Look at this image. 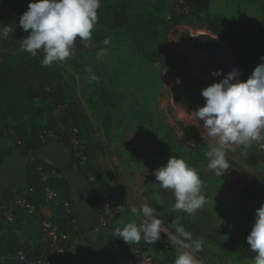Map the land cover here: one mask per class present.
<instances>
[{
    "label": "rangeland",
    "instance_id": "374dc122",
    "mask_svg": "<svg viewBox=\"0 0 264 264\" xmlns=\"http://www.w3.org/2000/svg\"><path fill=\"white\" fill-rule=\"evenodd\" d=\"M231 1L244 5V11L254 19L246 24L248 30L257 27L264 30V0ZM32 2L37 0H0V26H11L7 37L0 35V63L21 51L20 41L29 33L19 26V18ZM121 3L133 15L155 13L156 0H101L90 46L77 40L71 59L50 66L60 73L67 102L72 103L81 117L79 130L86 143L96 146V165L101 168L103 164L116 180L122 192L115 190L113 194L125 201L127 211L150 204L157 210L158 218L173 231L174 219L186 213L174 210L172 191L162 190L153 172L166 166L174 155L183 159L197 170L208 201L195 213L197 229L192 237L203 241L202 250L195 253L198 264H254L247 259L245 247L256 210L264 204V158L258 157L264 149L255 142L247 149L232 146L226 154L230 169L223 177L216 176L207 168L206 156L216 139L207 135V129L193 113L200 108L194 107L193 99L197 81L209 86L220 82L233 65L243 72L229 48L235 45L237 25L231 18H226L227 21L207 20L204 15L187 18L178 12L181 0H164L163 16L170 24L177 23L163 48L167 62L153 63L136 50L122 31L108 24L112 9ZM221 10L224 9L217 13ZM182 32L191 39L201 33L220 39L225 46L222 62L214 63L209 56L183 45L179 38ZM105 40L109 43L105 44ZM101 51L105 54L98 58ZM171 56L182 60H171ZM241 59L244 63H259L254 56ZM165 64L168 68L163 67ZM218 70L223 75L214 76ZM93 74L97 79H91ZM44 107L40 118H32L34 114L26 109L21 112L24 121L32 123L34 119L41 135L55 131L57 138L44 142L53 143L62 137L59 116L51 103ZM2 113L0 104V117ZM183 127H195L198 134H187ZM0 145L12 146V154H17L10 137L1 139ZM6 167L2 165L0 178L5 181L15 178L16 170L6 171ZM120 170L125 173L124 182L119 179ZM134 219L140 224V217ZM87 233L89 253L96 258H111L120 249L114 233H92L90 227Z\"/></svg>",
    "mask_w": 264,
    "mask_h": 264
},
{
    "label": "clouds",
    "instance_id": "9594fccd",
    "mask_svg": "<svg viewBox=\"0 0 264 264\" xmlns=\"http://www.w3.org/2000/svg\"><path fill=\"white\" fill-rule=\"evenodd\" d=\"M100 6L101 0H37L30 3L19 18V26L29 33L20 41L21 52L36 57L42 51L41 63L46 67L71 59L77 40L90 46ZM10 32L11 26H0V35L7 37ZM104 54L101 51L98 58ZM261 61L246 82L240 80L241 73L234 68L220 82L201 90L204 106L193 113L207 129V135L216 139L206 152L207 168L216 176L223 177L230 169L226 154L232 146L247 149L255 142L264 149V57ZM213 75L221 76L223 72L218 70ZM91 79L97 77L93 74ZM153 175L162 190L172 191L174 210L192 216L208 203L197 170L183 159L175 155L170 157L166 166L155 170ZM131 213L142 217L140 224L130 222L122 228L117 227L114 230L116 238L127 244L139 243L142 239L154 244L163 233L178 246L174 264H198L195 253L202 250L203 241L194 239L177 218L172 223L175 226L173 234L168 232L152 205L145 203L139 208L132 207ZM247 243L256 254L254 264H264V204L256 210Z\"/></svg>",
    "mask_w": 264,
    "mask_h": 264
},
{
    "label": "trees",
    "instance_id": "16d2710c",
    "mask_svg": "<svg viewBox=\"0 0 264 264\" xmlns=\"http://www.w3.org/2000/svg\"><path fill=\"white\" fill-rule=\"evenodd\" d=\"M182 7H189L191 14L185 16L187 18L194 16H203L211 21H227L224 16H212L209 13L211 0H181ZM164 0H156L155 13L149 15L130 14L124 3L117 5L110 13L108 24L117 31H122L136 50L143 57L153 63L167 62L163 48L169 42V32L176 26V23L170 24L163 16ZM264 14V9L262 10ZM238 27L236 31L235 45H229L233 52L234 59L243 69L241 81L246 82L252 75L254 69L262 63L261 57H264V30L257 27L256 30H248L246 24H243L236 19L231 20ZM242 56L257 57L258 64L244 63ZM43 54L38 53L36 57H32L29 53L19 52L11 57H6V60L0 63V104L3 108V113L0 117V140L11 138L17 150L23 151L26 154L38 153L46 143L42 141L41 133L37 123H32L23 120V109L34 114L33 117L40 118L43 116L48 103H51L53 111L58 112L59 123L61 126L62 137L58 140L65 146L70 147L68 132L71 128L80 129L81 117L74 109L72 103L67 102L65 87L61 80L60 73L50 66H43L41 61ZM171 60H182L181 57H169ZM163 67L168 68V65ZM209 85L203 82H196V91L193 96L194 107L204 106V98L201 95V90ZM38 103V104H37ZM182 127V123L178 121ZM185 133L197 135L198 130L195 127L185 128ZM43 142V143H42ZM96 146L87 142V164L86 170L73 158L69 167L75 166L88 180V174L96 179V186L105 195H111L110 186L104 176V172L96 165L95 161ZM99 149V148H97ZM260 159L264 158V151L258 155ZM2 163V155L0 153V165ZM44 165L46 168L50 166L42 163L37 159L28 163L27 176L29 178V186L38 188L42 191V186L39 182L38 167ZM59 170V169H58ZM63 181V180H61ZM61 181L54 182L52 185L60 194L61 199L67 200L61 192ZM91 184V183H90ZM93 190L95 185L91 184ZM19 190L14 187H6L0 193V264H13L12 259L17 251L23 247L15 230L22 228L20 222L26 219L27 214L23 210L16 212L15 223L11 226H5L3 222L2 207L8 203L13 197V191ZM95 193V191H94ZM38 203L45 206L42 197L39 196ZM60 213L57 216V222L64 232L76 235L72 221L75 220L73 213L68 217H64L62 209L54 211V214ZM178 223L182 225L186 231L192 235L197 229V215L188 216L187 214L178 219ZM175 227V226H174ZM175 232V228H173ZM251 229L248 231L249 235ZM247 259L254 262L255 253L252 252L250 245L246 242Z\"/></svg>",
    "mask_w": 264,
    "mask_h": 264
},
{
    "label": "built area",
    "instance_id": "2783aa9c",
    "mask_svg": "<svg viewBox=\"0 0 264 264\" xmlns=\"http://www.w3.org/2000/svg\"><path fill=\"white\" fill-rule=\"evenodd\" d=\"M182 5V1H181ZM179 14L189 16L191 9L189 7H180ZM242 70L233 65L227 70V74L233 69ZM72 156L85 170L87 164V143L80 130L71 128L68 132ZM43 142L46 140H55L57 138L55 131L49 130L41 136ZM39 182L42 191L37 187L27 186L15 190L13 197L6 205L2 207L3 222L5 226L15 223L16 212L23 210L27 215L40 216L41 226L39 234L32 243L21 247L15 257L13 264H174L177 258V245L168 239L166 234H161V238L154 244L143 241L132 243L126 246L118 256L99 259L89 254V242L85 233H82L75 221H72L74 231L73 235L61 230L57 222V216L43 214L45 206H49L56 212L62 209L64 217L71 214V207L68 201H63L58 191L53 187V183L64 179V173L55 168H46L44 165L38 167ZM88 182L95 185L96 199V217L90 226V232L102 233L112 227L119 218L126 213L127 205L125 201L116 195H105L99 187L96 186L94 176L88 174ZM249 184V183H248ZM39 196L43 198L45 206L38 203ZM123 206V207H122ZM142 217H140V221ZM169 233H175L165 225Z\"/></svg>",
    "mask_w": 264,
    "mask_h": 264
},
{
    "label": "crops",
    "instance_id": "0c3cea01",
    "mask_svg": "<svg viewBox=\"0 0 264 264\" xmlns=\"http://www.w3.org/2000/svg\"><path fill=\"white\" fill-rule=\"evenodd\" d=\"M243 6L244 5L235 3L231 0H211L209 13L212 16H224L227 19H236L243 24L253 22L254 19H252L251 15L244 11V9L242 8ZM220 9H224L221 11L225 12L220 11L219 13H217V10ZM256 21L257 20L255 19V22ZM13 150L14 148H12V146L5 148L1 147L0 145V153L2 155V163L0 165V169L2 165L5 164L7 165V167L5 168L6 171L11 170L12 172V170H16L15 172L17 173L16 176H14L15 178H12L8 181L0 178V193L6 187H14L15 189H20L29 186L27 166L28 163L32 162L34 159L42 161V163L50 166L51 168L59 169L64 173V179L60 183L61 186H59L61 188L62 194L67 199L64 201H68L70 203L71 213H73L75 218L74 221L78 225L80 231L82 233H85L88 238L87 229L91 226L96 217L95 193L86 177L79 170H77L76 167H69L70 162L73 160L71 148L65 146L59 141H55L53 143L51 142L45 144L41 149V152L39 154L36 153L35 156L31 155V153L26 154L25 152L17 149V154L13 155ZM11 165L13 166V169H11ZM101 169L103 170L104 176L109 183L111 193H115V190L121 193L122 190L117 187L116 180L113 179V177L110 175V173L107 171V168L103 164L101 165ZM119 174V179L124 182L125 173L120 170ZM42 212L46 216L53 217L54 215L53 209L49 206H45ZM130 222H135L139 225V221L135 220L133 214L128 210L112 227H110L106 231L114 233V230L117 227L122 228ZM20 225L22 226V228H20L19 230H15V232L18 235L21 244L26 245L28 243H32L39 234V229L41 226L40 216L27 215L26 219L20 222ZM118 242L120 249L115 250V255L113 257L118 256L123 252L126 246L129 245L121 239H118ZM89 251L91 252L90 248Z\"/></svg>",
    "mask_w": 264,
    "mask_h": 264
},
{
    "label": "water",
    "instance_id": "95a60500",
    "mask_svg": "<svg viewBox=\"0 0 264 264\" xmlns=\"http://www.w3.org/2000/svg\"><path fill=\"white\" fill-rule=\"evenodd\" d=\"M180 41L183 45L209 56L214 63H221L225 55V46L217 37L209 33H201L191 39L185 33H179Z\"/></svg>",
    "mask_w": 264,
    "mask_h": 264
}]
</instances>
